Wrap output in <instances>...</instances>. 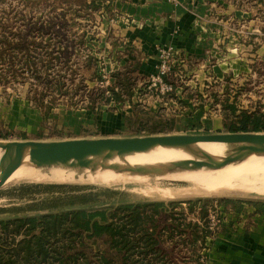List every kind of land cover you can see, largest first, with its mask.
<instances>
[{
	"label": "rangeland",
	"instance_id": "374dc122",
	"mask_svg": "<svg viewBox=\"0 0 264 264\" xmlns=\"http://www.w3.org/2000/svg\"><path fill=\"white\" fill-rule=\"evenodd\" d=\"M116 1L95 0L100 5L95 8L87 5L91 0H0V143L66 137L63 120H67L73 111L86 109L84 106L91 99L98 100L99 88H103L108 96L107 87L115 82V72L121 73L120 82L124 78L131 81L133 95L130 99L123 90L125 104L129 100L132 103L133 98L136 103L132 104L141 106V100L147 94L167 95L171 90L160 93L159 85L152 83L158 72L160 50H169V71H174L182 82L201 77L210 79L208 90L213 103H218L221 110L232 104L237 110L264 111V0H228L237 7L236 10L232 13L228 7L216 10L219 13L213 15L212 28L220 29L225 36L220 46L217 45L216 56L209 54L204 62L201 59L186 60L172 47L161 46L155 71L150 75L138 73L134 61L120 65L128 49L119 36V22L132 25L134 20L119 11ZM70 22L75 24L70 25ZM14 33L21 34L22 38L17 39ZM81 34L84 42L78 43ZM7 42L18 46L9 49ZM216 60L228 66L231 64L230 68L225 70L223 67L225 72L222 70V73L213 70L211 65ZM68 64L71 68L64 67ZM58 73L66 76L65 80L71 78L67 81L68 88L62 91H55L53 85L50 87L46 83V78L51 79ZM33 96L56 99L55 107L46 118L42 116L43 110L30 100ZM117 104L111 102L103 106L115 109ZM220 113L219 130L207 132L201 129L198 133L227 132L223 124L225 116ZM57 123L63 124L61 129L55 126ZM129 135L142 136L138 132ZM258 160L260 164L256 163ZM249 162L250 165L245 164V176H221V180L241 191L219 192L203 183H194L191 176L160 177L162 174H147L149 178H104L53 173L46 181L40 179L42 174L36 178L31 175L8 177L0 187V220L36 216L48 209L55 208L57 212L77 207H66L68 205H83L87 211L104 209L109 216V212L122 204L163 202L166 213L174 211L178 214L184 207L186 219L195 221L197 207L205 203L210 206L206 226L212 231L205 243L196 248L186 243L173 247L165 241L163 249L170 257L169 264H215L214 240L219 237L224 222L239 215L234 208L242 206L243 211H247L244 214L251 215L255 209L253 203L264 202V194H259L264 192V175L255 173L264 171V158ZM246 166H251L250 170ZM251 169H255L252 170L254 173ZM84 199L89 202L81 203ZM188 203L195 204V208L190 209ZM225 207L227 209L223 210ZM218 217L220 221H217ZM212 218L216 225H212ZM85 240L93 249L102 246L97 240Z\"/></svg>",
	"mask_w": 264,
	"mask_h": 264
},
{
	"label": "crops",
	"instance_id": "0c3cea01",
	"mask_svg": "<svg viewBox=\"0 0 264 264\" xmlns=\"http://www.w3.org/2000/svg\"><path fill=\"white\" fill-rule=\"evenodd\" d=\"M116 2L119 11L134 20L132 25L119 22V36L128 49L120 65L134 61L138 73L143 75L155 71L161 46L172 47L186 60L204 62L209 54L216 56L217 45L220 46L225 36L220 29L212 28L213 15L223 7H228L231 13L237 9L228 0ZM223 63L216 60L212 69L222 73L223 67L230 68L231 64L223 66ZM214 81L216 83V79ZM208 84L210 79L202 77L182 82L169 95H145L141 106L132 104L136 103L132 98V103L130 100L126 104L125 101L118 103L115 109L102 106L96 111H73L63 120V133L67 132V136L61 139L127 137L131 132L143 136L219 130L222 110L218 103H213ZM63 124L55 126L61 129ZM243 210L237 211L239 215L232 216L234 218L228 216L229 221L224 222L219 237L214 240L215 264H264V211L254 209L250 215Z\"/></svg>",
	"mask_w": 264,
	"mask_h": 264
},
{
	"label": "trees",
	"instance_id": "16d2710c",
	"mask_svg": "<svg viewBox=\"0 0 264 264\" xmlns=\"http://www.w3.org/2000/svg\"><path fill=\"white\" fill-rule=\"evenodd\" d=\"M87 5L95 8L100 6L95 0ZM74 24L70 22V25ZM13 35L17 39L22 38L19 33ZM79 39L78 43L84 42L82 34ZM7 45L9 49L18 46L15 43L10 45V42ZM66 66L71 68L69 64ZM120 75V72L113 74L115 82L107 87L108 96L103 88H99L100 98L96 101L91 99L84 107L96 111L111 102L121 103L125 100L123 90L127 99H130L133 95L130 90L131 81L124 78L120 82ZM65 77L58 73L51 79L46 78V83L50 87L53 85L55 91H62L68 88L67 81L71 80H65ZM162 78L172 86L167 95L182 83L174 71L163 74ZM30 100L43 110V118L56 104V99L44 100L42 96H33ZM227 107L223 106L222 113L225 116L223 124L228 131H264V111L237 110L232 104ZM223 201L221 203H225ZM80 202L89 201L84 199ZM188 204L190 209L195 208V204ZM253 204L255 211H264V202ZM82 206L68 205L66 207L73 208L57 212L54 208L36 216L0 220V264H169L170 257L163 249L165 241L173 247L186 243L196 248L201 247L212 234L206 226L210 206L205 203L197 207L199 209L195 221L186 219L184 207H181L178 214L174 211L166 213L167 208L163 202L122 204L109 212V216L104 209L87 211ZM242 208L239 206L234 210L241 211ZM86 238L94 242L97 240L102 246L93 249L87 244Z\"/></svg>",
	"mask_w": 264,
	"mask_h": 264
},
{
	"label": "water",
	"instance_id": "95a60500",
	"mask_svg": "<svg viewBox=\"0 0 264 264\" xmlns=\"http://www.w3.org/2000/svg\"><path fill=\"white\" fill-rule=\"evenodd\" d=\"M199 142L227 144L230 152L219 160L196 148ZM155 146L182 147L204 160H180L157 166L106 165L115 156L144 152ZM12 147V149H11ZM2 159L7 164L0 175V187L26 157L36 167L69 166L112 168L137 174H165L181 169H218L229 162L239 161L251 154H264V131H227L215 133L155 134L127 137L72 138L51 141H12L6 143ZM9 150V152H7ZM3 161V160H2ZM1 163V162H0ZM3 164V163H1Z\"/></svg>",
	"mask_w": 264,
	"mask_h": 264
},
{
	"label": "bare ground",
	"instance_id": "6f19581e",
	"mask_svg": "<svg viewBox=\"0 0 264 264\" xmlns=\"http://www.w3.org/2000/svg\"><path fill=\"white\" fill-rule=\"evenodd\" d=\"M6 143H0V175L3 173V167L6 166L7 159H2L1 156L4 154V147ZM196 148L202 150L203 152L207 153L211 157L216 160L221 159L222 157L226 156L231 147L227 144H220L216 142H199L195 145ZM12 149V147H11ZM9 152V150L7 151ZM257 158H264V154H251L242 160L229 162L225 166L218 168V169H207V168H200V169H181V170H174L172 172H167L161 176H191L194 183H203L208 187L219 191H228V190H238L237 188L231 187L226 181L221 180V176H245L244 174L247 173L245 169V164L250 163L249 161H255ZM204 160L202 157L195 156L192 152H189L185 148L182 147H162V146H155L148 151L144 152H136L132 154L124 155L123 157H117L108 160L106 165L109 164H117L120 166L128 165V166H157L163 164H169L171 162H176L180 160ZM3 160V161H2ZM256 161L257 164L259 163ZM255 163V164H256ZM252 164V163H251ZM250 165V164H249ZM247 165V166H249ZM246 166V168H248ZM260 167V165H258ZM257 166V167H258ZM251 167V166H250ZM249 167V168H250ZM254 167V164H252ZM256 167V168H257ZM248 168V169H249ZM261 168V167H260ZM264 168V167H263ZM250 170V169H249ZM251 169V173H254ZM258 170V169H257ZM260 173L261 176L264 175V171H255V173ZM53 173H70L75 175H96L101 176L104 178H125V177H132V178H149L147 174H133L127 171H117L112 168H102L101 166H97L95 169H91L90 167H69V166H51V167H36L32 164L28 157L25 158L23 163L18 166L9 177H16V178H26L31 175L33 178L37 177V175H41L40 179L43 181L49 180L50 175ZM258 173V175H259ZM45 174V175H43ZM48 174V175H46ZM200 174V175H197ZM195 175V176H192ZM200 177V178H199ZM209 177V178H205ZM201 178L208 180V182H204ZM226 178V179H227ZM97 179V178H96ZM137 181V180H136ZM139 181V180H138ZM241 191V190H238ZM259 194H264V192H259Z\"/></svg>",
	"mask_w": 264,
	"mask_h": 264
},
{
	"label": "built area",
	"instance_id": "2783aa9c",
	"mask_svg": "<svg viewBox=\"0 0 264 264\" xmlns=\"http://www.w3.org/2000/svg\"><path fill=\"white\" fill-rule=\"evenodd\" d=\"M168 58H169V50H160L158 72H157L156 76L152 79V83L154 85H156V84L159 85L160 93H164V92L172 90V86L169 83L165 82L162 78V75L167 73L170 70ZM219 217L217 218L218 219L217 221H220ZM221 217H222V215H221ZM213 219L214 218L211 219L212 225H216L215 220H213Z\"/></svg>",
	"mask_w": 264,
	"mask_h": 264
}]
</instances>
